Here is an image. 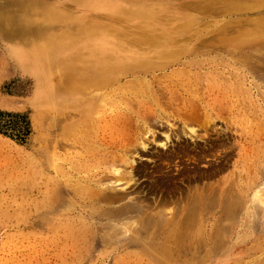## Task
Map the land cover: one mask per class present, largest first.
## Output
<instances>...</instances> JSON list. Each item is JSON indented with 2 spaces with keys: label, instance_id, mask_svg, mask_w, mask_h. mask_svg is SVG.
<instances>
[{
  "label": "rangeland",
  "instance_id": "1",
  "mask_svg": "<svg viewBox=\"0 0 264 264\" xmlns=\"http://www.w3.org/2000/svg\"><path fill=\"white\" fill-rule=\"evenodd\" d=\"M30 1L0 0V264H264V201L255 194L259 188L263 189L264 199V162L260 154L264 141L248 156H240L236 148L229 165L215 173L210 171L224 154L220 146L208 149L202 159L200 146L193 148L190 144L182 147L178 144L169 157L161 156L160 151L168 147L170 151L177 144L172 132L179 122L159 115L146 98L140 96L137 100L135 95L142 89L132 76L121 81L123 87L118 88L120 84L114 83L107 88L104 98L92 100L90 112L82 111L78 103L59 109V69L48 70V77L42 76L48 69L40 70L45 66L42 60L30 59L27 63L32 66L21 65L12 49L15 44L30 47L35 37L36 41H41L42 34L60 31L64 24L51 23L37 12L31 13L33 25H40L33 37L29 31L20 35L1 21V17L5 19L11 11L24 14V7ZM42 1L53 3L58 10L68 9L78 17L93 20L97 27L107 31L111 28L125 29L129 34L137 31L135 19L128 20L121 14L112 15L85 4L86 9L73 0ZM117 2L120 7L128 5L124 0ZM178 2L172 0L168 4L171 12L176 9L200 16L192 9L171 6ZM165 13L169 12L163 11ZM75 27L73 22L67 29ZM214 31L200 34L198 40L209 42ZM162 80L163 77H156L155 83H165L168 77L165 82ZM43 81L51 83L50 90L43 89ZM81 86V82L71 81L67 88L74 91ZM136 111L142 113L147 126L135 115ZM62 112L71 114L64 115L59 122ZM226 118L235 119L238 124L233 134L237 142L244 144L251 140L241 130L244 126L241 116L231 118L226 114ZM222 120L214 119L211 124L222 128ZM249 122L252 123L248 120L245 124ZM193 124L197 133L203 132L197 123ZM166 133L170 135L167 147L161 144L167 139ZM214 138L215 135L211 141ZM114 154L119 156L112 157ZM243 156L245 162H260L257 161L256 168H249L244 165ZM155 164L168 170L169 175H173L172 181H163L165 178H160ZM84 177L112 185L113 189H107L111 194L125 191L126 198L146 192L153 197L162 194L167 201L159 206L164 215L162 212L156 215L155 222L128 223L125 214L122 219L114 220V214L122 210L118 206L122 201L115 204L100 201L88 215L82 210L90 207L83 205V199L75 193V188L86 183ZM253 178L258 182H251ZM225 179V186L232 181L245 185L246 193L235 191L244 201L235 207L225 206L222 205L223 195L215 194V205L207 202L201 210H195L198 213H195L192 231L178 239L173 228L177 219L187 213L183 205L187 203L188 190L191 194L195 186L217 184ZM68 181L73 187L67 185ZM248 182L253 184L248 186ZM221 189L219 185L217 191ZM100 204L108 210L106 215L102 214L103 209L97 210ZM199 228L203 233L197 232Z\"/></svg>",
  "mask_w": 264,
  "mask_h": 264
},
{
  "label": "bare ground",
  "instance_id": "2",
  "mask_svg": "<svg viewBox=\"0 0 264 264\" xmlns=\"http://www.w3.org/2000/svg\"><path fill=\"white\" fill-rule=\"evenodd\" d=\"M73 1L77 6L84 7L86 4L104 9L112 15L121 14L128 20L135 19L137 31L134 34L118 28L107 31L97 27V23L93 20L78 17L68 9L58 10L53 3L42 0H31L24 7L26 11L24 14L11 11L5 19L1 17V21L6 26L12 27V30L20 35L29 31L31 36H36L35 32L39 30L40 25H33L35 22L30 16L34 12L40 14L46 21L64 24L60 31L56 32L54 29V32L42 34L41 41H36L35 37L30 47L15 44L12 49V53L16 55L21 65L26 63L27 66H32L27 63L30 59L42 60L45 66L40 67V70L48 68L42 76L48 77V70L59 69V109L78 103L77 106L82 111L90 112L92 100L101 96L104 98L107 88L114 83L120 84L118 88L123 87L121 81L125 77L132 76L135 84L141 85L142 89L135 95L137 100L140 96L146 98V101L152 102L159 115L173 117L179 122L178 127L172 132L177 137V144L175 143L170 151L167 150L169 147L163 149L159 155L169 157L178 144L179 147L190 144L193 148L200 146L202 153L199 157L202 159L206 157L208 149L220 146L224 154L210 171L215 173L229 165L231 154L236 148L240 156L242 154L248 156L263 143L264 0H179L177 5H171L185 7L187 10L192 9L193 12L200 14L199 17L176 9L171 12L168 4L172 0H124L128 5L121 7L116 5L118 0ZM163 11L169 13L163 14ZM73 22L76 27L72 30L67 29ZM207 31H214L209 42L206 39L199 41L198 36L206 35ZM174 65H181V67L177 66L169 70ZM158 70L163 73H157ZM34 72L36 73V70ZM160 76L164 80L168 77V81L162 80L165 83H159V81L155 83L156 77ZM71 81H79L82 86L73 91L67 88ZM43 82H45L43 89L50 90L51 83ZM150 84L155 87L152 88ZM173 87L176 89H172ZM134 113L147 126L148 123L142 113L137 111ZM70 114L71 112L59 113V122L65 117L64 115ZM226 114L231 118L241 116V119H244L241 130L246 137L251 138L249 142L242 144L234 139L233 134L238 130V124L235 119V121L227 119ZM214 119H223L224 126L215 128V123L211 124ZM248 120L252 123L249 122L250 124L246 125L245 121L248 122ZM193 123H197L203 132L197 133ZM213 135L215 138L211 141ZM169 137V133H166V141L161 142L163 146L167 145ZM141 144L146 145L145 142ZM261 152L263 158L261 160L264 162V148ZM113 156H119V154ZM245 161L243 156V163L249 168H256L257 161L260 162V160ZM130 162H134L133 157L130 158ZM234 166H238V163H234ZM157 168L160 171V178H165L163 181H172L173 175H169L168 170L164 171L162 166H156V170ZM127 172L132 173V170ZM83 180L86 183L75 188V193L78 198L83 199L81 200L83 205L90 207L82 210L87 211L88 215L92 214L95 209L93 207L100 201L111 204L122 201L118 205L122 207V210L114 214V220L122 219L125 214L128 218L124 219H129L128 223L143 220L155 222L156 215L161 212L164 215V211L159 208L167 203L162 194L153 197L147 192L142 193L132 198L136 199V202H133L131 197L126 198L128 194L125 191L111 194L107 189L114 187L108 184L103 185L104 182L102 183L100 179L99 181L84 177ZM257 180L253 178L251 182L257 183ZM234 182H228L225 186L227 183L225 179L219 181V184L214 182L195 186L191 194L188 190V194L185 195L187 203L183 205L187 213L177 219L173 228L175 235H179L178 239L184 237L186 232L192 231L197 216L195 213H198L195 210H201L207 202L215 205L213 202L216 201L215 194L223 195L222 205L225 206L228 204L235 207L243 200V196L240 194L238 196L235 191L246 193L244 191L246 187L244 184ZM251 182L246 185L251 186L253 184ZM67 183L73 187L69 181ZM219 185L222 186L220 192L217 191ZM262 190L259 188L255 194L264 201ZM101 206L100 204L98 207ZM99 209H103V213L99 211V214L106 215L108 212L105 208L101 207L97 210ZM197 232L203 233V229L199 228Z\"/></svg>",
  "mask_w": 264,
  "mask_h": 264
}]
</instances>
